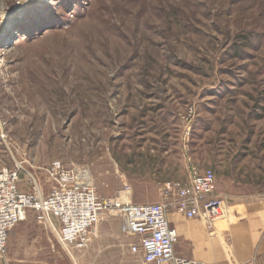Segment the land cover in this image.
I'll use <instances>...</instances> for the list:
<instances>
[{"label": "rangeland", "instance_id": "rangeland-1", "mask_svg": "<svg viewBox=\"0 0 264 264\" xmlns=\"http://www.w3.org/2000/svg\"><path fill=\"white\" fill-rule=\"evenodd\" d=\"M50 7L33 23L42 0H0V169L21 164L48 192L52 163L85 166L99 197L127 185L121 201L145 205L192 163L223 205L264 200V0ZM91 232L88 248H63L27 211L0 264H140L116 218Z\"/></svg>", "mask_w": 264, "mask_h": 264}, {"label": "built area", "instance_id": "built-area-1", "mask_svg": "<svg viewBox=\"0 0 264 264\" xmlns=\"http://www.w3.org/2000/svg\"><path fill=\"white\" fill-rule=\"evenodd\" d=\"M191 113L189 109L182 118ZM44 172L54 187L48 192L21 164L0 169V256L9 233L25 219L27 211H33L63 248H88L92 229L102 214H109L118 220L120 234L129 239L128 254L140 264H211L175 255L177 233L167 220L172 211L186 220H203L212 230L214 223L223 219L224 205L214 198L215 176L210 169L200 170L189 163L186 181L162 183L161 202L145 205L121 201L122 195H129L127 185L113 198L99 197L85 166L64 168L52 163Z\"/></svg>", "mask_w": 264, "mask_h": 264}, {"label": "crops", "instance_id": "crops-1", "mask_svg": "<svg viewBox=\"0 0 264 264\" xmlns=\"http://www.w3.org/2000/svg\"><path fill=\"white\" fill-rule=\"evenodd\" d=\"M224 209L212 230L203 220L168 215L177 233L174 254L211 264H264V200L234 201Z\"/></svg>", "mask_w": 264, "mask_h": 264}, {"label": "snow or ice", "instance_id": "snow-or-ice-1", "mask_svg": "<svg viewBox=\"0 0 264 264\" xmlns=\"http://www.w3.org/2000/svg\"><path fill=\"white\" fill-rule=\"evenodd\" d=\"M43 7L47 9L46 14L38 15L32 22L33 23H46L49 19H51V16L53 14V9H51L50 5L53 2V0H42Z\"/></svg>", "mask_w": 264, "mask_h": 264}, {"label": "bare ground", "instance_id": "bare-ground-1", "mask_svg": "<svg viewBox=\"0 0 264 264\" xmlns=\"http://www.w3.org/2000/svg\"><path fill=\"white\" fill-rule=\"evenodd\" d=\"M22 1H27V0H22ZM31 1V0H30ZM24 5V4H23ZM6 21H9V19H6ZM226 210V209H225ZM227 214H228V211H227Z\"/></svg>", "mask_w": 264, "mask_h": 264}]
</instances>
